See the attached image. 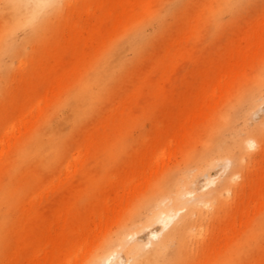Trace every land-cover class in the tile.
Instances as JSON below:
<instances>
[{
    "label": "bare ground",
    "instance_id": "1",
    "mask_svg": "<svg viewBox=\"0 0 264 264\" xmlns=\"http://www.w3.org/2000/svg\"><path fill=\"white\" fill-rule=\"evenodd\" d=\"M239 1H216L226 7L213 14L217 27ZM161 4L0 0V264H71L77 247L94 248L86 264H120L122 253L128 264H184L193 232L217 216L216 236L223 240L202 242L205 251L211 246L204 262L264 264V256L246 252L264 246V224L237 234L242 221L230 215L233 208L245 215L247 227L251 214L264 217V120L251 126L264 105V69L254 75L264 64V24L228 55L226 49L216 60L202 59L188 81L192 92L176 103L167 87L194 53L188 48L194 27L174 20L165 27L164 19L157 35L167 29V42L155 47L157 36L139 27L161 19ZM129 28H136L130 61L139 68L124 77L128 60L111 46ZM34 47L39 59L28 61ZM16 69L21 79L9 90ZM118 84L134 96L127 94L125 107L112 111L107 103L115 102ZM141 105L143 113L132 112ZM202 129L207 135L201 139ZM255 155L261 161L251 183L243 173ZM108 160L125 167L96 176L90 166ZM26 165L40 170L7 169ZM217 166L228 174L197 194L200 178L211 188ZM246 185L251 192L238 206ZM153 225L160 226L156 241L153 233L147 243L139 241Z\"/></svg>",
    "mask_w": 264,
    "mask_h": 264
},
{
    "label": "rangeland",
    "instance_id": "2",
    "mask_svg": "<svg viewBox=\"0 0 264 264\" xmlns=\"http://www.w3.org/2000/svg\"><path fill=\"white\" fill-rule=\"evenodd\" d=\"M162 4L161 6L157 7L158 11L164 10L166 13L162 15L161 19L156 22L155 21H147V23L143 24L140 29H142L143 33L146 35H155L156 41L154 46L155 47H161L165 42H167V38L165 35L167 34L164 29L163 34L157 35V32H159L158 28L163 27L162 24L164 22V26H168L171 20H174L175 23H178L177 26L182 27L187 23H191L194 27V34L192 35L191 40L189 41L188 48L193 49L194 53L192 56L188 59H186L180 68L177 70V72L174 75V78L172 82L168 85L167 89L174 97V100L176 103H179L185 96H188L192 90L189 87L188 81L191 78L194 70L199 65L200 61L205 58L209 59H218L220 56H222L227 49V55L228 52L236 45V43L241 39L246 33L251 31L252 29H255L256 27L264 24V0H253L250 2V0H240L239 7L236 8V10L233 12L227 7V11L224 12V18L222 20V23H219L220 26L217 27L216 24L213 21V14L216 13L219 10H225L226 7H224L223 4L216 3L217 0H161ZM176 9H179L178 11H174ZM170 18V19H168ZM175 18V19H173ZM165 19V20H164ZM173 22V21H172ZM162 23V24H161ZM167 23V24H166ZM218 25V24H217ZM136 28H129V30L118 40L113 43L111 46V51H117L120 52L126 60H128V65L125 68L124 71V77H129L133 75L137 69L139 68V64L137 62L130 61L131 57V51L129 47V41L130 36L134 32ZM136 31V30H135ZM36 48H31L28 50L27 59L28 61L33 59H39V55H37ZM149 52L144 53V57L146 58L148 56ZM142 58V59H143ZM16 68L18 66V63H15ZM264 69V64H259L255 66L254 75L259 73L261 70ZM97 70L92 71L89 75L93 76L95 75ZM250 72V71H249ZM20 75L17 73V69L11 73L9 76V79L7 81V89L14 90L17 84L20 81ZM127 92V93H126ZM126 93V94H125ZM127 91V85H116L112 92V100L115 98V102L110 101V103H107V106L109 110H116L120 108H124L127 100V96L130 95L134 96V94H128ZM135 98V97H134ZM144 98L141 96V99ZM0 102H4L3 97H0ZM125 103V104H124ZM228 107V106H227ZM133 113L141 114L144 112V108L141 106H134L132 109ZM66 113L65 111L62 112V116H64ZM264 120V105H262L261 110L255 115L251 122V126H254L255 124H258L259 122H263ZM94 121V120H93ZM96 122V120L94 121ZM93 122V123H94ZM243 122L242 120H239L237 122V126L239 128H242ZM200 138H204L207 135V130L202 129L199 132ZM262 142L264 145V136L262 138ZM136 145H131V148H134ZM258 149V147H256ZM255 149V150H256ZM252 150H254L252 148ZM260 156L255 155L249 162H247L245 172L243 173V177L245 179H252L250 181L251 183L256 179V176L259 174L258 169V163L260 162ZM125 166L121 164L119 160L112 161L108 160L104 163L98 164H92L90 166L92 172L98 176L103 172L106 171H116L123 169ZM8 170L11 171V174L14 173H24V172H36L39 171V167H31L29 165L23 166L21 168L13 169L12 167H7ZM43 170V169H42ZM45 172L48 170L45 169ZM43 172V171H42ZM221 167L217 166L215 169L210 171V178L215 181L213 183V188L211 186H205V180L204 178H200L196 184V193L197 194H203L211 189H214L220 181H222L224 175L227 173H223ZM228 174V173H227ZM222 175V176H221ZM84 174L78 173L77 179L78 181H82L84 179ZM242 178H238L236 180V183L241 182ZM249 181V180H248ZM241 189L239 186L235 185V191H240ZM244 194L242 197L238 199V206L246 205V196L251 192L250 188L246 185L244 188ZM229 197H232L231 193L229 194ZM89 198L86 197L82 202L81 206L85 207L87 205V200ZM203 210H207L203 207ZM235 209L230 210V215H235L237 219H241V225L240 228H235V231L237 234L245 233L247 228L248 229H258L264 224V217L263 214H251L249 216V224L247 227V224H245V215L243 214H237L235 212ZM231 215V216H232ZM220 216H217L213 220L206 219L203 221L202 226L199 229H196L193 232L194 240H192V251L190 255L185 256V262L184 264H207L205 263L204 259L208 256L211 246L208 250L202 249V242H206V244H212V242H215L214 244L219 243L223 240V236L220 237L216 236L218 234V226L220 224ZM117 226H113L110 230V233H113L116 231ZM231 231V233H234ZM240 232V233H239ZM153 233V234H152ZM158 233V234H157ZM249 233V232H248ZM156 235V237L153 239L155 242L157 237L160 236V226L159 225H153L148 229V231L138 235L137 239L141 241L142 243H147L150 239V235ZM100 237V236H99ZM103 236L100 240H102ZM263 244H264V236H263ZM248 245V244H247ZM93 247H87L84 250L80 247H77L72 256V262L71 264H86L90 254L93 252ZM250 256L253 258L257 257H263L264 256V246L259 248L251 245V248L246 251ZM122 264H128L126 261V257L124 253H122ZM120 263V264H121Z\"/></svg>",
    "mask_w": 264,
    "mask_h": 264
}]
</instances>
